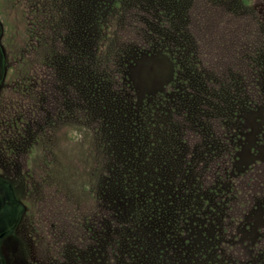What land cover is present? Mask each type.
<instances>
[{
  "label": "rangeland",
  "instance_id": "obj_1",
  "mask_svg": "<svg viewBox=\"0 0 264 264\" xmlns=\"http://www.w3.org/2000/svg\"><path fill=\"white\" fill-rule=\"evenodd\" d=\"M12 225L9 264H264V0H0Z\"/></svg>",
  "mask_w": 264,
  "mask_h": 264
},
{
  "label": "flooded vegetation",
  "instance_id": "obj_2",
  "mask_svg": "<svg viewBox=\"0 0 264 264\" xmlns=\"http://www.w3.org/2000/svg\"><path fill=\"white\" fill-rule=\"evenodd\" d=\"M17 209V208H16ZM14 213H19V209H13ZM16 225H12L10 228L0 230V264H9L10 259L12 258L11 250L12 246L10 245L9 235L17 234L15 231Z\"/></svg>",
  "mask_w": 264,
  "mask_h": 264
}]
</instances>
